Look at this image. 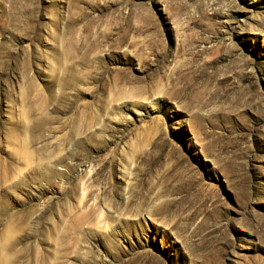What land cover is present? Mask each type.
<instances>
[{
	"label": "rangeland",
	"instance_id": "1",
	"mask_svg": "<svg viewBox=\"0 0 264 264\" xmlns=\"http://www.w3.org/2000/svg\"><path fill=\"white\" fill-rule=\"evenodd\" d=\"M0 264H264V0H0Z\"/></svg>",
	"mask_w": 264,
	"mask_h": 264
}]
</instances>
